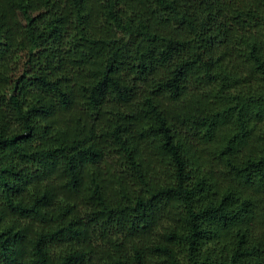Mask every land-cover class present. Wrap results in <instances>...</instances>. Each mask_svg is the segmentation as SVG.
<instances>
[{"label": "trees", "instance_id": "obj_1", "mask_svg": "<svg viewBox=\"0 0 264 264\" xmlns=\"http://www.w3.org/2000/svg\"><path fill=\"white\" fill-rule=\"evenodd\" d=\"M0 264H264V0H0Z\"/></svg>", "mask_w": 264, "mask_h": 264}]
</instances>
